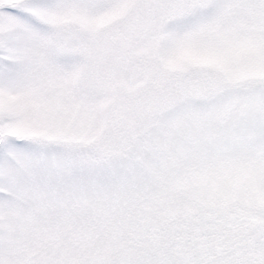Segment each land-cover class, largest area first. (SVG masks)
Instances as JSON below:
<instances>
[{
    "label": "snow or ice",
    "instance_id": "6c2138e0",
    "mask_svg": "<svg viewBox=\"0 0 264 264\" xmlns=\"http://www.w3.org/2000/svg\"><path fill=\"white\" fill-rule=\"evenodd\" d=\"M0 264H264V0H0Z\"/></svg>",
    "mask_w": 264,
    "mask_h": 264
}]
</instances>
